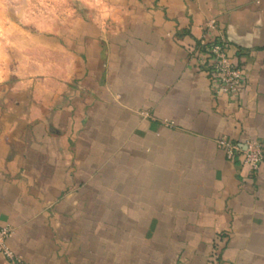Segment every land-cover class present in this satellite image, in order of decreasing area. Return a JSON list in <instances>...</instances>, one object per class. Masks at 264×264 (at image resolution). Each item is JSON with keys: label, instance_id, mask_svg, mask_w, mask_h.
Masks as SVG:
<instances>
[{"label": "crops", "instance_id": "obj_1", "mask_svg": "<svg viewBox=\"0 0 264 264\" xmlns=\"http://www.w3.org/2000/svg\"><path fill=\"white\" fill-rule=\"evenodd\" d=\"M127 7L68 42L57 85L0 88L9 246L24 264H264V162L217 143H264V0ZM210 18L245 73L237 96L195 55Z\"/></svg>", "mask_w": 264, "mask_h": 264}, {"label": "rangeland", "instance_id": "obj_2", "mask_svg": "<svg viewBox=\"0 0 264 264\" xmlns=\"http://www.w3.org/2000/svg\"><path fill=\"white\" fill-rule=\"evenodd\" d=\"M128 2L0 0V88L13 96L37 82L57 85L66 75L68 42L82 46L85 33L97 36L114 26L128 13Z\"/></svg>", "mask_w": 264, "mask_h": 264}, {"label": "built area", "instance_id": "obj_3", "mask_svg": "<svg viewBox=\"0 0 264 264\" xmlns=\"http://www.w3.org/2000/svg\"><path fill=\"white\" fill-rule=\"evenodd\" d=\"M230 44L219 31L215 18L207 22L206 34L195 51L203 63L209 66L212 74V87L216 92H224L237 96L245 82L243 68L235 63L229 55ZM229 159L242 156L243 163L250 167L252 173H258L264 162V143L256 137L244 140H230L224 136L217 139ZM12 234L9 226L0 227V251L8 260V264H24L21 255L17 254L8 244ZM214 255H218L217 253Z\"/></svg>", "mask_w": 264, "mask_h": 264}]
</instances>
